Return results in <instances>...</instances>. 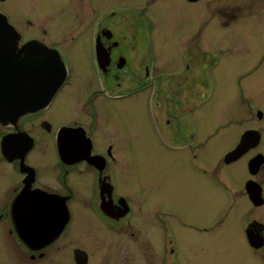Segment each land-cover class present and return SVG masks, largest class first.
I'll return each mask as SVG.
<instances>
[{
	"label": "flooded vegetation",
	"instance_id": "obj_1",
	"mask_svg": "<svg viewBox=\"0 0 264 264\" xmlns=\"http://www.w3.org/2000/svg\"><path fill=\"white\" fill-rule=\"evenodd\" d=\"M258 4L0 0V264H199L204 238L264 264V159L248 169L264 134L247 126L259 142L225 163L241 134L210 166L206 93L222 51L211 33H252ZM49 51L66 70L54 90ZM139 130L153 132L155 167L136 178L128 150ZM240 161L243 187L224 172ZM193 196L204 221L193 219Z\"/></svg>",
	"mask_w": 264,
	"mask_h": 264
},
{
	"label": "rangeland",
	"instance_id": "obj_2",
	"mask_svg": "<svg viewBox=\"0 0 264 264\" xmlns=\"http://www.w3.org/2000/svg\"><path fill=\"white\" fill-rule=\"evenodd\" d=\"M195 8H201V4L199 3ZM211 12H214V10L211 9ZM253 17L257 18V22L252 24L254 28L252 33L247 31L249 34L245 32L244 34H235L229 30H224L225 36L218 37L216 36L218 33H211L210 35V40L218 39L222 47L219 54L220 62L212 72L215 79L209 84L206 92L208 97L207 111L210 115V131L212 133L216 130V134L214 133L215 135L209 140L210 166L215 164L227 149L236 144L247 126L255 125L264 134V0H259L258 9ZM211 30L216 31L213 28ZM75 66H77L76 63ZM256 110L263 112L261 119H258L254 114ZM132 135H135L140 141V143H135V140H133L128 150L131 164H137L133 175L137 178L144 169L151 173L154 171L155 142L152 131L139 130L129 134V136ZM260 148L264 150V140ZM48 153L49 160H51V154L49 151ZM140 163L144 164V168H140ZM242 164L243 162L240 161L224 167V172L225 175L230 176L233 183L234 181L238 183L240 179L243 187L247 173L246 167ZM259 176L264 179V173ZM130 187L138 186L135 183ZM201 197H204L206 202L208 201L206 194L204 193L203 196L201 190H199L197 198ZM241 199V208L230 213L231 220H239V212L245 209L244 196H241ZM193 205L192 211H196L193 219L197 220V215L198 220L204 221L197 206L195 207V196H193ZM215 207L216 205L213 203L207 206L206 214L210 217L217 214V218L219 212H217L218 208ZM248 207L250 206L248 205ZM222 210H227L225 205H223ZM256 213H260L258 216L264 215L262 214L264 213V207L256 210ZM200 239L193 241L191 254L194 253L195 243ZM203 243L204 249L198 250V254L202 258L199 264H242L240 263L241 253L238 248L231 247L232 250L225 253V250H220L218 246L215 249L210 238H204ZM224 255L226 256L224 257Z\"/></svg>",
	"mask_w": 264,
	"mask_h": 264
},
{
	"label": "water",
	"instance_id": "obj_3",
	"mask_svg": "<svg viewBox=\"0 0 264 264\" xmlns=\"http://www.w3.org/2000/svg\"><path fill=\"white\" fill-rule=\"evenodd\" d=\"M7 26H9L7 24ZM10 27V26H9ZM49 53V69L51 70V73H49L50 76H54V80L51 81L49 84L52 86L51 90H54L60 86V84L63 82V79L66 75L65 73V67L63 66V63L59 56L54 52H47ZM45 99L47 102H49L50 97L48 94L46 95ZM36 101V100H34ZM257 117H262V112L257 111ZM260 140V133L257 130H246L242 133L241 138L238 142V144L228 153L224 156V162L229 163L231 161L236 160L239 158L248 148L255 146ZM264 156H262V159L260 156L255 157L248 162V169L251 173H256L259 169V166L263 162ZM245 189L247 191V194L251 200V202L254 205H261L263 203V198L261 196V188L260 186L252 180H249L246 182Z\"/></svg>",
	"mask_w": 264,
	"mask_h": 264
}]
</instances>
